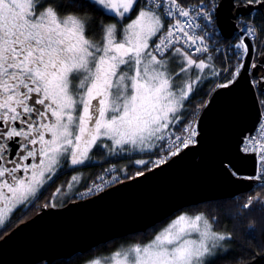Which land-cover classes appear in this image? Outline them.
<instances>
[{
	"label": "snow or ice",
	"instance_id": "snow-or-ice-1",
	"mask_svg": "<svg viewBox=\"0 0 264 264\" xmlns=\"http://www.w3.org/2000/svg\"><path fill=\"white\" fill-rule=\"evenodd\" d=\"M221 6L204 0L193 15L183 0H0V225L46 176L67 161L85 163L94 149L163 147L159 142L172 127L188 133L175 136L167 148L172 156L180 145L194 144L198 133L191 125L180 127L181 109L210 67L194 58L208 51L206 36L194 29L211 27ZM85 7L101 19L83 13ZM233 7L239 18L240 8L264 10V0H233ZM253 35L244 24L231 45L238 61L251 57ZM242 70L247 67L239 62L224 69L236 77ZM258 84L264 85V76ZM241 150L259 164V175L245 179H264V122L245 136ZM256 202L264 208L258 197L243 208ZM230 239L203 214L185 213L150 241L95 264H214L221 242Z\"/></svg>",
	"mask_w": 264,
	"mask_h": 264
},
{
	"label": "water",
	"instance_id": "water-1",
	"mask_svg": "<svg viewBox=\"0 0 264 264\" xmlns=\"http://www.w3.org/2000/svg\"><path fill=\"white\" fill-rule=\"evenodd\" d=\"M217 25L226 38L240 26L233 0H220ZM256 9V8H253ZM252 10V9H251ZM242 32V31H241ZM241 71L226 88H216L203 107L196 142L175 156L97 195L64 206H43L0 239V264H37L86 253L100 244L147 231L178 211L207 201L234 197L259 182L240 175L257 173V158L241 150L247 134L262 117L253 78L260 76L254 63L256 46ZM264 253L248 264H258Z\"/></svg>",
	"mask_w": 264,
	"mask_h": 264
},
{
	"label": "trees",
	"instance_id": "trees-1",
	"mask_svg": "<svg viewBox=\"0 0 264 264\" xmlns=\"http://www.w3.org/2000/svg\"><path fill=\"white\" fill-rule=\"evenodd\" d=\"M199 2H204V0H183V3ZM76 8H80V5L77 4ZM82 11L88 16H94L96 20L101 19L99 14L94 13L92 9L85 7ZM103 19L105 22H112L108 20L107 17H104ZM244 20H252L257 24L259 40L256 45L258 48H264V31H261V29L264 28L263 11L258 10L257 8L252 9L245 16L238 19L239 24ZM216 29L217 36L221 41H232L233 44H230L226 56L214 49L211 52L204 54L205 56L201 55V57H197L198 59L204 58L212 53L219 72L218 75H204V79L195 85L194 92L184 102V107L181 110L183 116L182 125H180V127L186 128L201 114L202 109L208 103L211 94L220 84L228 83L229 80H234L236 78V76H232L230 72H225V67L230 69L238 62L243 63L244 61H238L237 57L233 54L236 50L231 48V45L239 42V36L235 38H226L222 35L219 28ZM170 133L171 134L168 133L166 141L162 143L163 147H158L152 153L143 152L131 154L128 152H110L106 149H97L95 155H93L90 161L74 169L77 174L80 172L83 174L82 180L75 192L72 195L67 196L63 203L66 205L71 201L84 199L83 192L88 187L90 181L107 167L114 166L119 175L120 181H124L137 176L140 172H146L152 169L156 166V162L160 160H168L169 158L162 159L160 155L167 147L168 136L184 132L178 131L177 127H173L171 128ZM138 157L148 158L149 161L142 166H138L135 163V160ZM257 197L259 198V201H264V183H258L252 190L238 194L234 197L207 201L198 205L186 207L164 221L152 226L147 231L114 239L108 243L100 244L86 253H77L75 259L62 258L56 260L52 264H84L89 259L90 254L94 251L103 250L104 253L110 254L111 251L118 249L121 243H126L127 241L146 242L173 216L183 211H187L191 214L204 213L213 223L215 230L225 234H231V239L225 241V246L218 251L215 257H213L214 264H248L253 261L258 254L264 253V208L261 207L259 202L254 203L249 209L243 208V205L247 203L250 198L254 199ZM32 215L33 214L29 217H32ZM27 219L29 218L27 217ZM19 224L20 221L11 223L10 226L6 225L2 227L0 229V239ZM258 264H264V259Z\"/></svg>",
	"mask_w": 264,
	"mask_h": 264
},
{
	"label": "built area",
	"instance_id": "built-area-1",
	"mask_svg": "<svg viewBox=\"0 0 264 264\" xmlns=\"http://www.w3.org/2000/svg\"><path fill=\"white\" fill-rule=\"evenodd\" d=\"M216 2H217V4H219L220 1H216ZM200 3H202V2H199V3H183V4L188 5V10L193 15H195V11L199 7ZM165 5H167V0H165ZM167 19H170V18H167ZM180 19H183V18H180ZM194 23L203 24V23H206V22L197 19V20L194 21ZM244 24H246L249 27V30H254L255 35L250 36V38L254 41L256 49H257L258 47H257L256 43L259 40V30H258L257 24L254 21H252V20H244L241 24H239L240 29H239V31H237L235 33V35L232 38H235V37L240 35L241 31H243ZM216 28H218V25H217V12L215 13V22L211 25V27H209V28H207L205 30H202L201 28H195L194 29V32L196 34H201V35H205L206 36L205 44H206V46L208 48L207 52H205V53H194L193 54L194 56H201V55L207 54V53L211 52L214 49H216L217 51L221 52L225 56L227 55L228 50H229V46H230V44H233V43H232V41H229V42L221 41L219 39V37L217 36V32H216L217 29ZM190 31H192V30H190ZM257 67L260 70V76L257 77V78H253V82H254V84L256 86V89H257V92H258V95H259V99H260L261 108H262V117H261V120H260V122L258 124V126H259L261 124V122H264V87L262 85L258 84V82L261 80V73L263 71V66L262 65H256V67H254V68L252 67V72ZM200 115L198 117H196L195 120H193L191 122V124H190L192 129L194 131H196V132H197V126H198ZM258 126L256 127V129L258 128ZM177 135H182L184 138H188V133L186 131H184V133H180V134L169 135L168 138H167V147H166L165 151H163L160 154L162 159H167V158H170L172 156L171 153L167 151V148L172 145V143H173V141L175 139V136H177ZM192 139L195 140L196 136L193 137ZM180 148H181V150L184 149L182 145H180ZM258 167H259V164L257 166V169H258ZM236 175L242 176V177H254V176H258L259 173L257 172L253 176L240 175V174H237V173H236ZM119 181H120V178H119V175L116 172V168L114 166L107 167L104 170V172L102 173V176H101L100 179H98V180H94L93 179L91 181V183H89L88 187L83 192V197L84 198H88V197L97 195L98 193H100V192L108 189L109 187L117 184ZM258 182L259 183H264V179L258 180Z\"/></svg>",
	"mask_w": 264,
	"mask_h": 264
},
{
	"label": "flooded vegetation",
	"instance_id": "flooded-vegetation-1",
	"mask_svg": "<svg viewBox=\"0 0 264 264\" xmlns=\"http://www.w3.org/2000/svg\"><path fill=\"white\" fill-rule=\"evenodd\" d=\"M96 150L97 149H94L89 153V159L86 160L85 163L72 166L70 161H67L61 170L51 175L50 179L46 176L45 183L37 188L35 194L29 198V201L26 202L25 205L18 204L13 208L11 214H5V224L0 225V229L6 225L10 226V224L14 222H24L25 220H28L27 217L29 219L32 218L42 210L43 206H64L65 204L63 202L65 198L75 192L82 180L83 174L81 172L77 174L74 169L90 161L93 155H95ZM73 177L76 178L75 181H73ZM31 214H33L32 217H29ZM75 258L76 256L74 255L66 259ZM55 261L56 260L52 262L42 261L37 264H52Z\"/></svg>",
	"mask_w": 264,
	"mask_h": 264
},
{
	"label": "rangeland",
	"instance_id": "rangeland-1",
	"mask_svg": "<svg viewBox=\"0 0 264 264\" xmlns=\"http://www.w3.org/2000/svg\"><path fill=\"white\" fill-rule=\"evenodd\" d=\"M251 11V10H250ZM261 11H263V13H264V10H261ZM205 56V55H204ZM197 57H201V56H194V58H196V59H198ZM209 57H211L212 59L211 60H209ZM199 59H204L205 60V62L206 63H208V64H210V67L209 68H206L205 70H204V73H201V75L204 77V75H206L207 74V76H213V72L215 71L216 73H218L219 71H218V69H217V66H216V63L214 62V58H213V54L211 53V54H209L207 57H204V58H199ZM254 64L255 65H262L263 66V71H262V73H261V77L262 76H264V48H257L256 49V51H255V57H254ZM193 71H197V70H195V69H193ZM263 87H264V85H262ZM220 87V86H219ZM185 102V101H184ZM182 110V109H181ZM173 128V127H172ZM168 133L169 132H166L165 133V136L167 137V135H168ZM166 141V140H165ZM165 141H163V142H165ZM163 142H159L160 144H162ZM130 147V146H129ZM158 148V147H157ZM157 148H153V149H151V150H148V149H146V150H144V151H140L139 149H133V150H130V151H125V152H128V153H131V154H133V153H143V152H148V153H152V152H154ZM172 157V156H171ZM138 160H145V161H149L148 160V158H145V157H138V158H136V160H135V163H136V161H138ZM138 166H142V165H144V164H139V163H136ZM158 164H160V163H157L156 162V165H158ZM104 170L105 169H103L98 175H96V177H94V180H98V179H100L101 178V176H102V173L104 172ZM90 183H91V181H90ZM63 197V196H62ZM63 202V201H62ZM61 203V202H60ZM188 214V215H190V216H195V215H197V214H191V213H189V212H187V211H183V212H180V213H178L177 215H175V216H173L163 227H165L172 219H174L175 217H177V216H179L180 214ZM199 214H203L210 222H211V220L204 214V213H199ZM26 221V220H25ZM212 223V222H211ZM213 224V223H212ZM162 227V228H163ZM161 228V229H162ZM213 229L215 230V228H214V225H213ZM215 231H217V230H215ZM217 232H219V231H217ZM152 238H153V236H152ZM152 238H150L148 241H150ZM148 241H146V242H148ZM146 242H140V241H127L126 243H121V245H119V248L118 249H116V250H114V251H111L110 252V254H106V253H104L103 252V250H97V251H94V252H92L91 254H90V256H89V259L84 263V264H95V262L96 261H105V260H107V258H109V257H111V256H113V254L116 252V251H123V250H126V249H128V248H130V247H132V246H134V245H136V244H142V243H146ZM221 245H222V247H224L225 246V241L224 242H221ZM222 249V248H221ZM220 250V249H219ZM218 250V251H219ZM218 251H217V253H218ZM113 264H114V262H113Z\"/></svg>",
	"mask_w": 264,
	"mask_h": 264
}]
</instances>
